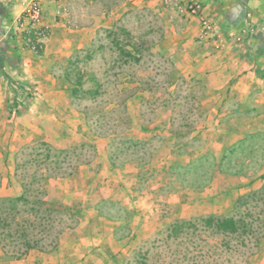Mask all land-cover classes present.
Listing matches in <instances>:
<instances>
[{"label": "rangeland", "instance_id": "rangeland-1", "mask_svg": "<svg viewBox=\"0 0 264 264\" xmlns=\"http://www.w3.org/2000/svg\"><path fill=\"white\" fill-rule=\"evenodd\" d=\"M172 1L51 0L37 54L5 30L0 197L27 187L17 221L32 203L50 209L27 252L77 244V264H240L264 252V107L192 75L188 47L222 34L200 3L213 26L200 39ZM257 71L264 84V59ZM225 219L234 230L217 228ZM22 249L3 241L0 260L16 264Z\"/></svg>", "mask_w": 264, "mask_h": 264}, {"label": "crops", "instance_id": "crops-1", "mask_svg": "<svg viewBox=\"0 0 264 264\" xmlns=\"http://www.w3.org/2000/svg\"><path fill=\"white\" fill-rule=\"evenodd\" d=\"M196 1L201 3L208 13H213L212 16L214 20L218 21L222 35L215 42L210 41L199 45L195 42L188 47L192 50L188 52L192 59L193 66L190 69L193 72L192 75L206 77L213 94L216 92L227 93L230 98L235 97L239 101H244L251 92H255L257 97L255 101L264 107V84L256 76L258 75V64L264 59L263 56H260L264 50V0ZM70 2L74 4L77 0H70ZM17 4L18 0H0V56H4V59L8 57H5L6 52L10 54L9 50L6 52L4 50L10 39L9 31L5 30L14 28L12 20L18 13ZM53 8L51 0H43L42 11L45 20H49ZM188 28L189 32H195L193 24H190ZM190 43V41L186 42V44ZM47 49L48 45L45 47L41 59H46L48 56ZM17 53L21 56L22 52L17 50ZM19 60L21 61L19 67L28 66L29 61L24 63L22 57ZM15 71L19 72V70L12 72L15 74ZM15 76L19 80L24 78L18 74ZM214 103L215 101L211 103V106L214 105V109H218L220 101L217 104ZM216 111L213 115L214 118ZM254 119L263 122L264 116ZM246 128L241 127L240 130L245 132ZM74 245L68 246L60 243L52 252L48 253L29 251L21 256L16 264H77V261L79 262L83 256L77 255L76 251L79 245ZM0 264L5 263L0 260ZM9 264H13V262ZM240 264H264V252L258 250L256 256L248 260V263Z\"/></svg>", "mask_w": 264, "mask_h": 264}, {"label": "built area", "instance_id": "built-area-1", "mask_svg": "<svg viewBox=\"0 0 264 264\" xmlns=\"http://www.w3.org/2000/svg\"><path fill=\"white\" fill-rule=\"evenodd\" d=\"M42 4L43 0H18V13L12 20L17 37L29 51L35 54L42 50L50 31V27L43 23ZM172 5L178 13L197 18L200 25V39H207L213 32L212 23L204 16V9L197 1L173 0Z\"/></svg>", "mask_w": 264, "mask_h": 264}, {"label": "trees", "instance_id": "trees-1", "mask_svg": "<svg viewBox=\"0 0 264 264\" xmlns=\"http://www.w3.org/2000/svg\"><path fill=\"white\" fill-rule=\"evenodd\" d=\"M27 187L24 186V191L17 197H0V244L3 241H14L16 245L21 246L22 254L34 248L38 244L35 231V220L39 223H45L43 218L39 217L42 212H48L50 209L43 208V205L38 202L32 203L30 209L32 214L30 218L17 221V213L19 203H28L29 199L26 196ZM38 209H34L36 207ZM31 218L34 220L32 221ZM47 223V222H46ZM40 226V225H39ZM217 228L221 230H234L235 222L232 219L218 221Z\"/></svg>", "mask_w": 264, "mask_h": 264}]
</instances>
